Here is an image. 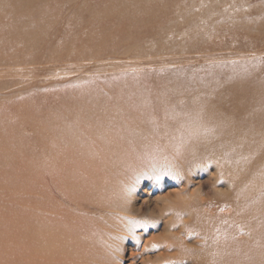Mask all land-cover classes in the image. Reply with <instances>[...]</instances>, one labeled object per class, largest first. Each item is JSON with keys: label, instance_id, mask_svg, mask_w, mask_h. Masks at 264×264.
<instances>
[{"label": "rangeland", "instance_id": "374dc122", "mask_svg": "<svg viewBox=\"0 0 264 264\" xmlns=\"http://www.w3.org/2000/svg\"><path fill=\"white\" fill-rule=\"evenodd\" d=\"M230 77L232 82L242 81V86L253 83L258 93L264 92V0H0V128L3 123L5 128L11 126L16 136L13 145L23 148L8 163L14 179L10 183L4 179L0 189L3 236L14 243L17 215L25 220L35 194L43 196L42 188L29 191L34 174L30 169L34 167L40 176L42 158L26 152L40 150L35 133L46 119L64 113L68 98L86 95L115 102L116 87L131 88L129 94L133 91L137 107L151 108L150 121L157 124L154 117L175 116V111L183 115L184 111L171 104L162 110L154 108L150 95L169 99L166 88L175 87L180 79L211 82ZM205 120L200 117L201 122ZM141 129L149 130L142 124ZM8 138L1 135L3 145L12 141ZM246 142L241 140L239 149ZM132 147L124 146L122 156ZM196 149L202 157L193 162L187 158L181 164L170 148L154 151L150 157L136 155L134 161L141 170L134 176L133 206L140 215L130 222L136 226V237H105L96 264H114V256L119 258L115 264H238L226 248L238 244L237 238L248 245V236L238 235L227 243L222 235L231 225L243 222L229 215L246 206L240 195L247 187L241 191V184L232 181L237 168L259 178L262 173L256 170L263 168V158L254 157V145L245 157L220 156L221 163L213 159V151H204V145ZM225 157L231 162L227 164ZM150 158L157 160L156 166L147 163ZM181 187L186 195L182 200ZM168 193L178 194L166 198ZM185 198L195 204L204 199V207H193L199 210L192 211L197 220L191 226L172 217L173 210H179L185 215L182 219H187L189 214L182 206ZM201 212L206 216L208 237L203 239L197 233ZM22 226L27 229L28 223ZM145 243L146 250L140 252ZM6 251L13 252L14 246ZM5 255L4 250L0 260Z\"/></svg>", "mask_w": 264, "mask_h": 264}, {"label": "bare ground", "instance_id": "6f19581e", "mask_svg": "<svg viewBox=\"0 0 264 264\" xmlns=\"http://www.w3.org/2000/svg\"><path fill=\"white\" fill-rule=\"evenodd\" d=\"M231 78L223 81L222 78L212 79L211 82L208 79H180L175 87L166 88L165 94L169 99L150 95L149 103L152 102L154 108L162 110L164 105L167 107L171 104L184 111L183 115L175 111V116L173 113H163L162 116L154 117L153 121L157 124L150 121L151 108L137 107L133 91L129 94L131 88L122 91L116 87L118 90L115 102L106 101L105 97L86 95L68 98L70 103L64 113L59 114L57 119H46L44 124L41 123L42 128L35 133L40 150L26 152L30 157L35 154L42 158L44 167L40 176L34 167L30 169L34 174L29 191L36 192L38 188H42L43 196L35 194L33 208L25 216V220L17 215L19 218L14 225V243L3 236L0 224V254L4 250L7 254L0 260V264H96L104 251L102 242L105 237L120 240L125 236L136 237V226L131 225V221L140 215L133 206L134 184L137 182L134 176L140 169L134 161L136 155L141 153L142 156L150 157L154 151L170 148L171 155L181 164L187 162V158L191 162L194 161L193 158L200 159L202 156L196 153V148L201 145H204L205 152L213 151V159L218 162L217 158L220 156H244L253 145L256 148L252 152L254 157L263 158V168L256 170V174L262 173L257 179L247 169H236L232 182L241 184V191L247 187L243 192L240 191V197L247 204L229 215L232 219H241L243 222L237 227L231 225L232 228L226 233L225 230L222 231V241L225 239L230 243L234 241L233 237L246 234L250 241L248 245L237 238L238 244L226 248V251L237 259L238 264H264V92L258 93L253 83L242 86V81L232 82ZM181 82L188 86H181ZM191 84L194 86L191 87ZM238 96L242 98L239 99ZM176 102L185 106L178 107ZM200 117L206 120L201 122ZM141 124L149 130H138ZM4 125L6 124L3 123ZM3 126L0 128L3 130L0 138L5 134L12 141L3 145L2 139L0 140V189L5 186L4 179L8 183L10 179H14V171L8 163L13 161L18 151L23 150L19 144L13 145L16 136L12 127ZM41 138L43 139L40 141ZM241 140L249 141V144L246 142L239 149ZM123 145L126 148L127 145L133 146L125 156H122ZM148 160L151 167L156 166L157 160ZM249 160L246 161L250 163ZM184 191L185 189H180L181 200L184 198ZM198 192L201 193L199 188ZM171 194L168 193L165 197L178 193ZM189 200L191 199L185 198L182 202L183 209L189 214L187 219H182L183 215L179 210L172 212V217L184 221L183 226L188 223L191 226L197 220L192 214L196 210L193 207H204L203 198L197 200L196 204ZM88 212L93 215H87ZM2 216L0 214V219ZM199 216L200 231L197 233L200 235L197 236L203 239L207 237L204 231L206 216L203 217L202 212L201 217ZM24 222L28 223L27 229L22 226ZM109 244L110 242L107 243V248L111 247ZM9 245L14 246L11 253L6 251ZM146 245L147 243L141 247L140 252L146 250ZM116 255H120L119 250ZM114 260L119 261L118 256H114Z\"/></svg>", "mask_w": 264, "mask_h": 264}]
</instances>
